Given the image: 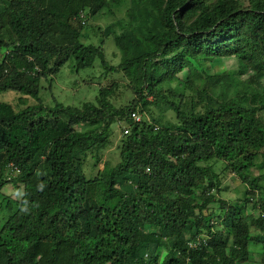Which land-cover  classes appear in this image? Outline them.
Segmentation results:
<instances>
[{
  "label": "trees",
  "instance_id": "trees-1",
  "mask_svg": "<svg viewBox=\"0 0 264 264\" xmlns=\"http://www.w3.org/2000/svg\"><path fill=\"white\" fill-rule=\"evenodd\" d=\"M125 3L0 0V93L39 99L66 67L107 74L80 107L0 102V264H159L161 251L165 264H246L256 245L264 264V174H251L264 167V0H146L154 8L133 14ZM89 19L106 24L100 43L81 41ZM218 58L251 72L237 99L205 83L200 63ZM113 142L115 165L103 156ZM226 173L237 199L219 196ZM9 179L21 201L3 197Z\"/></svg>",
  "mask_w": 264,
  "mask_h": 264
},
{
  "label": "rangeland",
  "instance_id": "rangeland-1",
  "mask_svg": "<svg viewBox=\"0 0 264 264\" xmlns=\"http://www.w3.org/2000/svg\"><path fill=\"white\" fill-rule=\"evenodd\" d=\"M125 1V5H127L128 8H132V14L135 7L138 5H140L138 11H144L148 8H154L144 5L143 3L146 0ZM131 2L133 6H130ZM240 3L243 7H247L249 5L248 0H240ZM125 12L126 10L124 11V13ZM142 15L143 18L141 19L143 21H141V23L144 25H148L150 31L157 32L159 28L156 24H154L153 20L150 21L152 17L149 15V13H143ZM88 24H90L91 27L90 29L88 28L87 30L83 31L81 35V41L83 43H90L88 40L89 37H91V39H93L96 43H100L101 41H103L104 36L102 29L105 28L106 24L104 22H97L96 19H89ZM98 26L102 27V29L98 30ZM117 31H120V29H117ZM144 31L145 29L142 30V32ZM119 33L121 32H118V34ZM132 37L133 51H135L136 54L145 52L147 50V42L144 40L145 38L141 39V37ZM106 42L104 43V49L110 65H118L121 61L122 55L116 50L112 39H110V41H108L107 43ZM200 64H202V66L205 68L207 77L210 76L212 78L217 75L219 77H223L221 81L216 82L215 80L203 76V78L206 80L205 83H207L210 88H216L220 94H225L228 87L231 86L234 89L233 95L235 99H237L236 91L245 89V85H247L246 80H248L251 75V72L246 67L242 68L240 61L236 60L235 58H218L211 61H202ZM187 74V72L182 73L181 78L183 80H186ZM238 74H240V77L238 76ZM106 75L107 74L105 73L104 68L99 65V62H97L95 68L91 70H82L79 72L76 69L66 67L57 78L42 80L39 99L26 97L18 92H7L0 93V102H5L12 105L17 111L23 110L28 106L34 107L40 104H43L44 107L48 108H54L56 103H62L65 106L80 107L85 102H94L96 100L101 85L103 83H106ZM226 76H231V80L228 79L230 77ZM261 82L264 83V80H262ZM168 117L172 119L171 114H168ZM117 135V139H119V130L117 132ZM115 149L116 143L113 142V145L103 153L105 160L109 161L112 165H115L119 161L118 153ZM99 167L102 168L103 165H100ZM85 169L88 176H95L98 174L99 168L94 167L92 158H89L85 165ZM7 173H9L8 170ZM251 174H264V167L256 169L254 172L252 171ZM10 175L11 173H9V176ZM17 175L18 173L15 175L12 174L11 176L16 177ZM226 175L227 177L225 179L222 177L224 186L219 196L223 197L224 199H237V190L239 189L242 191V186L238 181L235 180L232 174L226 173ZM9 181L10 182L2 189L3 197H9V199L13 200L14 202L21 201L24 195L23 188H21L22 186L17 187L10 179ZM19 187L20 189H18ZM2 200L3 199H0V203ZM235 203L238 206V202ZM8 212L9 211L6 208L4 209V211L0 212V229L4 225L5 218ZM222 213L220 212L219 216L222 215L221 217H223ZM251 251V261L246 264H260L262 246H252ZM160 256L161 259L159 264H165L167 252L161 251Z\"/></svg>",
  "mask_w": 264,
  "mask_h": 264
},
{
  "label": "clouds",
  "instance_id": "clouds-1",
  "mask_svg": "<svg viewBox=\"0 0 264 264\" xmlns=\"http://www.w3.org/2000/svg\"><path fill=\"white\" fill-rule=\"evenodd\" d=\"M1 57H2V53L0 52V58H1ZM25 70H26V69H25ZM27 71H29V70H27ZM35 71H36V73H38V72H40V69H39L38 67H36V68H35ZM29 72L35 75V73H34L33 71H29Z\"/></svg>",
  "mask_w": 264,
  "mask_h": 264
},
{
  "label": "built area",
  "instance_id": "built-area-1",
  "mask_svg": "<svg viewBox=\"0 0 264 264\" xmlns=\"http://www.w3.org/2000/svg\"><path fill=\"white\" fill-rule=\"evenodd\" d=\"M133 117L136 119V121H140L141 120L140 115L133 114ZM126 133H127V131H126Z\"/></svg>",
  "mask_w": 264,
  "mask_h": 264
}]
</instances>
